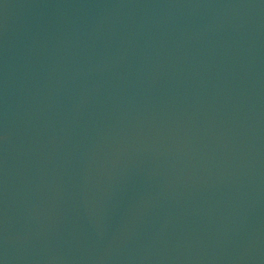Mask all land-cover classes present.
<instances>
[{
    "label": "water",
    "instance_id": "obj_1",
    "mask_svg": "<svg viewBox=\"0 0 264 264\" xmlns=\"http://www.w3.org/2000/svg\"><path fill=\"white\" fill-rule=\"evenodd\" d=\"M0 264H264V0H0Z\"/></svg>",
    "mask_w": 264,
    "mask_h": 264
}]
</instances>
